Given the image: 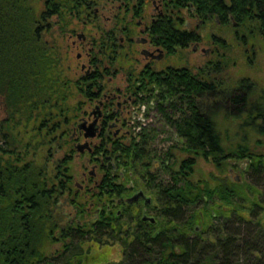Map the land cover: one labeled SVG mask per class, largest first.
Listing matches in <instances>:
<instances>
[{
  "label": "trees",
  "instance_id": "obj_1",
  "mask_svg": "<svg viewBox=\"0 0 264 264\" xmlns=\"http://www.w3.org/2000/svg\"><path fill=\"white\" fill-rule=\"evenodd\" d=\"M29 1L0 0V95L6 98L10 114L0 124V264H75V257L83 254L81 243L85 239L95 238L97 233L103 234L100 238L109 235L112 239L114 234L103 225V229L87 231L71 226L65 234L70 242L61 261L48 257L43 250L55 230L66 231L59 221L58 208L67 191V174L73 171L72 147L56 159L54 155L69 144L64 122L71 111L69 98L75 86L72 82H50L52 77H61V70L53 68L58 63L57 52L46 38L52 28L48 20L59 10V4L54 7L45 3L38 14ZM201 1L199 10L205 16L225 9L237 30L257 32L264 38V0ZM73 4L69 0L67 6ZM181 35L184 43L193 37L186 31ZM181 77V82H169L168 87L170 95L183 96L181 109L174 113L184 139L182 149L189 156L170 173L174 181L168 178L159 186L168 206L167 224L172 227L160 240L158 236L152 238L150 249L141 234L132 244L129 237L124 238V259L113 264H264V226L260 217L264 210V153L239 144L227 154L216 116H210L211 109L206 104L209 96L218 107L217 100L222 98L227 103V118H237L242 129L247 123L246 132L264 135V96L252 95V87L244 84L249 79H242L223 98L219 83L196 80L189 72ZM228 104L238 106L239 111L231 113ZM17 114L26 119V127L30 121L40 120L33 127L37 136L26 141L15 133ZM50 116L54 124L46 121ZM245 130H241L243 137L247 136ZM198 156L213 161L219 170L227 157L246 159L250 181L243 184L227 177L214 186L207 179L194 181L191 175ZM212 206L214 214L210 212ZM201 215L204 220L199 224ZM205 232L213 234L215 240H204Z\"/></svg>",
  "mask_w": 264,
  "mask_h": 264
},
{
  "label": "flooded vegetation",
  "instance_id": "obj_2",
  "mask_svg": "<svg viewBox=\"0 0 264 264\" xmlns=\"http://www.w3.org/2000/svg\"><path fill=\"white\" fill-rule=\"evenodd\" d=\"M73 1L75 4L68 7L69 0H45L54 7L59 4L60 10L50 16L52 28L47 34L54 33L53 19L57 17L59 23L63 21L59 26L61 34L74 38L71 46L82 47L88 56V63L81 66L84 73L77 79L68 77L57 56L58 63L53 68L61 70V77L56 80L52 77L50 81L72 82L84 101V105L79 104L76 111L66 115L64 122V131L72 143V164L81 156L83 162L79 166L80 175L73 168L66 177L67 191L58 208L62 222L59 221L66 231L60 232L57 240H62L63 245L60 251L47 255L57 261L67 253L70 237L65 234L71 226L79 231L107 226L113 230L112 240L124 249L126 237H131L132 244L141 234L150 249L152 238L158 236L160 240L166 236L172 225L167 224L168 206L159 186L168 178L174 181L170 173L179 167L174 168L169 159L172 150L183 148L184 144L174 113L181 109L183 96L170 95L168 83L181 82L185 72L196 80L216 82L211 76L213 70L221 67L220 59L208 58L204 65L196 62L197 65L190 66L183 54L199 50L204 38L201 30L212 21L223 28L236 23L225 9L220 14L205 16L199 10L201 0ZM101 7L112 13L106 15ZM171 29L178 34L174 35ZM185 31L193 37L184 43L181 34ZM51 35L48 41L56 51V38ZM210 38L213 46L201 48L205 57L210 56V50H217L219 55L223 41L215 33ZM81 56L79 52L78 58ZM120 72L126 77L124 87L113 83ZM193 98L197 102L198 97ZM206 100L213 117L215 100L209 96ZM51 118L46 121L54 124ZM94 121H97L96 135L87 137ZM158 132L171 135L163 154L150 147L153 135ZM210 212L214 214L213 206ZM203 218L201 215L197 223L201 224ZM196 228L201 230L199 226ZM97 234L96 242L101 243L103 234ZM108 236L104 237L110 239ZM82 252L75 257V264H82L87 258Z\"/></svg>",
  "mask_w": 264,
  "mask_h": 264
},
{
  "label": "rangeland",
  "instance_id": "obj_3",
  "mask_svg": "<svg viewBox=\"0 0 264 264\" xmlns=\"http://www.w3.org/2000/svg\"><path fill=\"white\" fill-rule=\"evenodd\" d=\"M29 3L31 6L35 7V11L38 14H40L41 10H43L46 5L45 0H30ZM106 8L107 7H101L102 10H108ZM105 10L104 13L106 15L112 13L111 10ZM53 20L55 22V27L52 29L54 33L52 35L47 34L46 38L48 39L50 35L56 38V56H58L59 61L63 63L64 70L66 71L68 77L77 79L81 74L84 73V70H82L81 66L83 63H88V56L82 47L75 48L71 46V39L74 38L61 34L59 26L62 25L63 21L59 23L57 17H55ZM201 31L204 33V38L199 46V50L197 52L186 51L185 54H183L185 63L190 66L197 65L196 62L199 65H204L208 58L214 60L220 59L222 65L217 70L212 71L213 73L211 78L219 83L221 92H223V98L225 94L237 87L242 79H249L250 82H245L244 84L246 85V88L252 87L249 88L252 90V95L254 94L256 98L261 97V95L264 96V38H262L257 32L248 33V30L246 29L237 30L236 26H234L232 23L229 26L223 28L218 26L215 21H212L210 24L202 28ZM86 33L88 34L87 31ZM211 33H215L222 37L223 41H221V46L219 45V55L217 50H210V56L205 57L203 51H201V48H209L213 46L210 38ZM79 52H82L80 59L78 58ZM186 57H189V60H187ZM123 64L125 65L123 70H126L127 63L124 62ZM125 79L126 77L123 72H120L119 75L113 79V83L115 82L116 85H121L124 87L126 84ZM72 92L73 93L69 98V106L72 111H76V106L79 104H81V106L84 105V101L79 90L74 88ZM221 100L222 101L217 100V102L219 101L218 104L220 106L214 107L212 112L216 116L218 129L223 135L226 153L228 154L231 148H236L239 144H247L258 154L264 153V135L253 131L246 132L245 129L248 128L249 125L245 123L246 125H244L245 128L243 129L245 130L244 134L247 136L243 137V132L241 131L243 129L238 125V121L236 120L237 118H227L225 116L224 107L227 103L224 104L222 98ZM227 107H229L228 109H230L231 113H236L239 111L238 106H230V104H228ZM142 112L140 113V116H142ZM8 116H10L9 108L8 106H5L4 98L0 95V124L6 120ZM15 119L19 122V125H17V127L15 125L16 128L14 130L15 133L18 132L20 134V138L23 136L27 141L29 138L37 136L35 135L33 127L38 126V124H40V120L36 122L30 121L29 126L26 127L25 118H21L17 114ZM159 133L160 132L153 135L150 142V147L158 153L163 154L167 152L171 135L169 133ZM71 146V142L65 145L63 149L59 150L54 155V159L64 154L65 150ZM44 152L46 151L44 150ZM171 154L172 155L169 160L172 162L174 168H178L180 161L189 156L188 152L179 147L175 150H172ZM82 158V156L75 158L71 167L72 170L73 168H77L75 172H78V175L81 173L79 166L83 162ZM40 162H42V157L38 160V163ZM51 162L50 164H52ZM222 163L224 164L223 168L222 170H219L213 161L207 160L203 156H198L196 159L194 173L191 175V179L194 181L207 179L213 186L219 182L220 179H225L227 177H231L237 182L243 184L246 183L247 180L250 181V175L248 172H246L248 164L246 159L227 157ZM50 171L52 172L51 167ZM79 180L81 181L80 178ZM245 209L247 208L245 207ZM244 212L246 213L247 211L243 210L242 213ZM260 217L263 220L262 225L264 226V210L261 212ZM59 220L61 221V218ZM208 225L209 224H207V226ZM190 228L191 225L189 230ZM58 234H60L59 229L55 230V232L51 235V239L46 241L44 246L45 248H43V250H45L44 252L47 255L51 254L52 251L61 250L63 242H61L62 240H57V237H59ZM124 237L125 235L121 238ZM203 237V239L209 243L215 240V236L208 232H205ZM130 240L131 237H129V241ZM101 241V243H98L96 242V238H90L85 239V242L81 243V249L86 253L85 257H87L85 260H82V264H113L120 263L124 259L123 251L125 249L120 246L119 243H116V241L106 237H103ZM89 244L90 248L88 247ZM87 247L89 249H87ZM157 258L159 259L160 257L158 256ZM73 262H75V260H73Z\"/></svg>",
  "mask_w": 264,
  "mask_h": 264
},
{
  "label": "water",
  "instance_id": "obj_4",
  "mask_svg": "<svg viewBox=\"0 0 264 264\" xmlns=\"http://www.w3.org/2000/svg\"><path fill=\"white\" fill-rule=\"evenodd\" d=\"M97 121H94V123H92L91 128L92 130L87 134V137H94L96 135V130H97V125H96Z\"/></svg>",
  "mask_w": 264,
  "mask_h": 264
}]
</instances>
